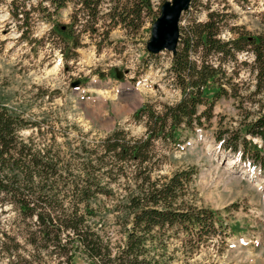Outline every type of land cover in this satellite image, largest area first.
Here are the masks:
<instances>
[{"label": "rangeland", "instance_id": "obj_1", "mask_svg": "<svg viewBox=\"0 0 264 264\" xmlns=\"http://www.w3.org/2000/svg\"><path fill=\"white\" fill-rule=\"evenodd\" d=\"M137 2L101 0L91 17L72 3L55 12L47 0H0V103L40 128L22 131L23 140L32 139L60 153L64 163L77 165L80 148H95L115 129L141 137L144 123L132 119L141 106L160 112L179 101L170 74L172 53L148 51L153 22L172 0H150L149 14L122 24L119 11ZM212 11L220 14L221 41L264 36V0H190L179 19V35L205 23ZM63 27L70 38L57 32ZM210 61L217 64L219 58ZM223 63L236 98L215 102L205 128L182 132L177 147L156 142V176L193 169L184 200L215 213L218 227L208 243L187 247L190 253L178 240L170 241L171 264H264V172L223 150L216 140L218 132L241 129L264 112V90L256 92L254 62L246 50ZM253 145L260 148L258 140ZM65 174L80 175L75 170ZM5 210L0 232L8 239L0 242L17 254L12 258L0 251V264H33L31 255L36 263L64 262L49 250H33L25 241V228L14 227L16 214ZM105 229L114 241L116 227L108 223Z\"/></svg>", "mask_w": 264, "mask_h": 264}, {"label": "trees", "instance_id": "obj_2", "mask_svg": "<svg viewBox=\"0 0 264 264\" xmlns=\"http://www.w3.org/2000/svg\"><path fill=\"white\" fill-rule=\"evenodd\" d=\"M47 1L55 12L72 3L91 17L101 2ZM143 12H151L150 0L124 7L117 18L131 24ZM219 17L212 11L205 23L179 35L170 66L179 101L164 105L160 112L141 106L132 114L134 121L144 123L141 137L115 129L95 148H80L77 165L64 163L60 153L41 148L32 139L23 140L20 133L40 131L38 123L0 103V215L6 207L16 214L14 227L25 228V241L33 250L39 254L49 250L64 260L57 264H171L170 241L178 240L186 254L212 240L218 228L215 213L184 200L195 171L156 176L160 168L156 142L177 147L182 132L205 128L215 102L236 98L223 62L233 61L237 53H250L256 92L264 90V36L221 41ZM57 32L71 37L64 27ZM214 56L217 64L210 61ZM254 139L260 148L253 145ZM216 140L223 150L264 172V112L241 129L218 132ZM70 170L80 175L68 178L65 173ZM108 223L116 227L114 241L105 229ZM0 238L8 239L2 232ZM15 250L0 242V251L9 257H15ZM31 258L33 264H42L33 260L34 255Z\"/></svg>", "mask_w": 264, "mask_h": 264}, {"label": "water", "instance_id": "obj_3", "mask_svg": "<svg viewBox=\"0 0 264 264\" xmlns=\"http://www.w3.org/2000/svg\"><path fill=\"white\" fill-rule=\"evenodd\" d=\"M190 0H172L171 4L164 3L159 17L152 25V38L148 51L158 53L162 51L175 53L178 45V24L181 13L188 9ZM76 83L72 85L75 87Z\"/></svg>", "mask_w": 264, "mask_h": 264}, {"label": "bare ground", "instance_id": "obj_4", "mask_svg": "<svg viewBox=\"0 0 264 264\" xmlns=\"http://www.w3.org/2000/svg\"><path fill=\"white\" fill-rule=\"evenodd\" d=\"M138 100H140L138 97H137V100L136 101H138ZM133 103H134V101H133ZM218 160H222L221 158H219ZM240 173L242 174V171H240Z\"/></svg>", "mask_w": 264, "mask_h": 264}]
</instances>
